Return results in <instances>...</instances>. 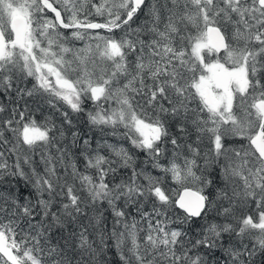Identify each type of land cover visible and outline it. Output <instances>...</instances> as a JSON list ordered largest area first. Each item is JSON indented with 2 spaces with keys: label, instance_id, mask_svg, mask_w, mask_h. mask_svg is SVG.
<instances>
[{
  "label": "snow or ice",
  "instance_id": "1",
  "mask_svg": "<svg viewBox=\"0 0 264 264\" xmlns=\"http://www.w3.org/2000/svg\"><path fill=\"white\" fill-rule=\"evenodd\" d=\"M0 93V264H98L106 239L120 264H264V0H0ZM60 101H91L88 125L163 176L122 143H64L68 112L59 127L34 115Z\"/></svg>",
  "mask_w": 264,
  "mask_h": 264
},
{
  "label": "trees",
  "instance_id": "2",
  "mask_svg": "<svg viewBox=\"0 0 264 264\" xmlns=\"http://www.w3.org/2000/svg\"><path fill=\"white\" fill-rule=\"evenodd\" d=\"M54 17L52 13L48 14V17ZM95 21L97 22H103L100 18L98 17H94L93 18ZM147 19V17L145 16V12L141 11L138 13L137 17L135 18V22L133 23L132 27L135 28L137 25H139L141 23V21ZM60 31L65 35V36H70V34L68 33L69 30L67 29H60ZM115 35L117 36V38L121 35V33L117 30ZM78 42V41H76ZM75 43V42H74ZM131 59H134V57H131ZM27 87L31 88L32 84L34 83V80L32 78H28L27 81ZM14 95V94H13ZM28 99V98H26ZM0 102L6 103L7 102V98L3 96L2 93H0ZM28 103L31 104L32 101L31 99H28ZM194 106V105H193ZM11 106H9L10 108ZM92 103L91 101H85L83 104V108L85 109L84 113H80V114H76L73 113L71 111V109L65 105L62 101L57 102L56 104V108H52L51 106H49L47 103H43L42 107L40 108V110L35 111L34 115H35V119L37 120V122L43 121L46 117H51L52 120L55 122V124L59 127L61 124L64 123L63 121V117H62V113L63 112H68L69 113V117L72 120V126L69 127L67 125H64L65 127V131H66V136L67 139L64 141V143L71 145V133L72 132H78L80 134V139H79V143L82 144L83 140L85 138H91V144L92 147L95 148L96 147V142L97 140H100L101 138L108 140L110 143H122L124 145V147L128 148L130 153L136 158V167L140 168V167H146L148 169V171H151L153 175H157V176H163V173L154 170L151 168V165H144L143 161L146 158V153H144L141 150L138 149H134L132 148L131 144L126 141L123 140L121 138L118 137H114L111 135H105L104 133H101L98 129L95 128H91L88 123H87V116H86V112L87 110L91 109ZM9 115V112H4L3 114H0V119H4L7 118ZM110 130H106V132H109ZM122 131V129H121ZM53 135H57L58 133H52ZM195 137H193L194 139ZM229 144L232 145H239L242 143H245L244 140L236 138V139H231L228 141ZM64 145L61 144V147H63ZM207 146V142L205 141V145L201 146V151H203V147ZM73 151L74 154L78 155L80 152V148L76 147L74 149H71ZM104 154L107 155V150H104ZM185 154L187 155V152L185 150ZM169 155H171V153H169ZM36 159L38 160L39 157H36ZM162 163H167L166 160H162ZM199 163H203L202 160L199 161ZM83 158L81 157L78 161V165L80 167L81 170H83ZM27 171V169H25ZM130 175V170H124L121 169L119 174L117 175V181L121 178V177H127ZM215 179H217V181L219 180V169L217 168L215 171ZM143 182V181H141ZM176 185L173 183V181L171 180V177L168 176L163 184V187L166 190H170L171 188H174ZM219 186V185H217ZM8 190V185L7 182H5L4 186H0V191H7ZM11 191H13L14 193H16V195H18L20 197L21 203H23V197L25 195H27L30 191L31 188L30 186H26L24 181L22 180H13L12 181V188ZM206 194H207V189L205 190ZM212 191H214V188L212 189ZM170 194V192L168 193ZM45 198H46V194H45ZM143 199V198H142ZM155 203L154 199H148V200H144L143 205H144V211L147 212H151L153 205ZM121 207H123V204L121 203L120 205ZM159 206V205H157ZM59 207V199L57 200L56 205L53 207V211H56ZM107 207V205H105V208ZM254 207V205H253ZM129 212H131L133 215L134 210L129 209ZM168 215L170 217L175 218L176 215H183L182 210H180L179 208H176L175 211L169 210ZM106 216V220H105V224L108 228V232L109 235L111 233V229H112V224H113V217L111 214V211H107L105 213ZM39 216L36 217V220H39ZM136 219L139 221L140 220V216L137 215ZM155 221L153 220V223ZM203 223V219H197V218H193V220L190 223H185L183 225V227L185 228V230H189L190 234H194L199 226ZM22 226H26V225H22ZM147 226V222H143L140 227L142 228H146ZM181 225L177 224V223H173L171 225V227H179ZM89 231H91V229H89ZM56 235H58V233H56ZM143 235L144 233L142 232L140 234V238L141 240L143 239ZM95 239V237H90ZM17 239H19V237H17ZM106 244L108 245V247L103 249V252L97 256V261L98 264H120V259L119 256L117 254V249L115 248L114 245V241L112 239H106ZM97 247H103L102 245H99V243H97ZM217 255H220L219 253H217Z\"/></svg>",
  "mask_w": 264,
  "mask_h": 264
},
{
  "label": "rangeland",
  "instance_id": "3",
  "mask_svg": "<svg viewBox=\"0 0 264 264\" xmlns=\"http://www.w3.org/2000/svg\"><path fill=\"white\" fill-rule=\"evenodd\" d=\"M48 18H54V17L49 16ZM100 31L103 33L104 30H100ZM68 33L71 35V30H69ZM70 46H71V45H70ZM74 46H75L76 48H81V47H83L84 45H83V42H80V41L76 42V41H75ZM53 83H54V79H53ZM6 112L8 113V111H6Z\"/></svg>",
  "mask_w": 264,
  "mask_h": 264
},
{
  "label": "water",
  "instance_id": "4",
  "mask_svg": "<svg viewBox=\"0 0 264 264\" xmlns=\"http://www.w3.org/2000/svg\"><path fill=\"white\" fill-rule=\"evenodd\" d=\"M53 14V16L55 15L54 13H52ZM97 22V21H96Z\"/></svg>",
  "mask_w": 264,
  "mask_h": 264
}]
</instances>
